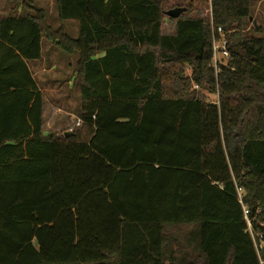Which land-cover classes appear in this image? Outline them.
Listing matches in <instances>:
<instances>
[{
  "label": "trees",
  "instance_id": "obj_1",
  "mask_svg": "<svg viewBox=\"0 0 264 264\" xmlns=\"http://www.w3.org/2000/svg\"><path fill=\"white\" fill-rule=\"evenodd\" d=\"M194 1L167 34L164 0H55V29L42 9L0 19V264L264 262L235 194L264 243V38L243 32L249 0H209L215 74ZM42 38L78 54L75 131L43 133Z\"/></svg>",
  "mask_w": 264,
  "mask_h": 264
},
{
  "label": "rangeland",
  "instance_id": "obj_2",
  "mask_svg": "<svg viewBox=\"0 0 264 264\" xmlns=\"http://www.w3.org/2000/svg\"><path fill=\"white\" fill-rule=\"evenodd\" d=\"M9 6V11H12V8L15 5H19L18 1L13 0H2ZM187 2L189 0H186ZM25 5L33 6L36 9H42L47 13L48 25L55 29L56 19V10H55V0H23ZM176 3V0H164V9H170L172 5ZM250 8V17L252 21H244L243 32L247 36L264 38V0H249ZM210 9L209 0H195L194 7L190 12V16H197L202 19H208ZM166 10V11H167ZM21 15L23 11L28 12L27 9L21 8ZM11 17V14L4 15ZM188 14L185 15V17ZM165 25L163 31L171 33L170 23L168 24L167 17H165ZM53 24H52V23ZM252 22L256 23L259 31H253ZM65 26V27H64ZM64 30L71 37L72 25L68 24L67 21L64 23ZM44 66L46 72L44 75H35V80L41 88H45L47 93H44L49 104L45 106V115H44V132L47 134L59 135L63 132H72L80 128L78 123L77 114L80 109V100H79V88L76 82L74 81L76 64L78 61V54L74 53L72 55H67L62 53L57 47L53 46L46 39L44 40ZM31 66V74H35L36 67ZM51 68H53L52 71ZM59 90L58 96H50L54 94L55 91ZM207 95L206 97L210 102H216V95ZM61 109L57 111L55 119L50 118L51 111L49 106L54 105ZM62 110L66 114H62Z\"/></svg>",
  "mask_w": 264,
  "mask_h": 264
},
{
  "label": "built area",
  "instance_id": "obj_3",
  "mask_svg": "<svg viewBox=\"0 0 264 264\" xmlns=\"http://www.w3.org/2000/svg\"><path fill=\"white\" fill-rule=\"evenodd\" d=\"M208 21L211 29V66L214 70V73L217 74L219 72V65L224 64L226 60L229 58L228 42L226 39V33H224V31L220 27L215 28L213 26L210 9H209ZM77 125L80 126L79 120ZM235 194H236V201L240 205L242 218L246 225L245 232L249 234L253 246L255 248V251L256 252L261 251L262 248L264 247V243L261 241V236L255 234L252 231L251 221L249 219V209L243 203L244 192L242 189L236 188ZM259 264H264V262L259 260Z\"/></svg>",
  "mask_w": 264,
  "mask_h": 264
},
{
  "label": "crops",
  "instance_id": "obj_4",
  "mask_svg": "<svg viewBox=\"0 0 264 264\" xmlns=\"http://www.w3.org/2000/svg\"><path fill=\"white\" fill-rule=\"evenodd\" d=\"M14 1V0H13ZM16 1V0H15ZM18 1V0H17ZM19 2V5L20 6H18V5H15V6H13L12 8H10L12 11H9V6H8V4L7 3H5V1H2V0H0V19H2V18H7V16H4V15H7V13H8V15L9 14H11V17H20V16H23V15H30V14H32L33 13V9H36V8H33V6H28V5H25L24 4V2H23V0H20V1H18ZM21 8H24V9H27V11L28 12H24L23 11V13H22V15H21ZM46 17H48L47 16V13H46ZM56 18H57V15H56ZM47 21L49 20V19H46ZM57 20V19H56ZM68 22V24H70V25H72V30H71V32H70V34H71V37L72 38H76V36H77V24L75 23V22H73V21H67ZM52 23V22H51ZM65 23V22H64ZM64 23H63V26H64ZM48 24V23H47ZM53 24V23H52ZM55 28H57L59 25H60V23H59V21L57 20L56 22H55ZM51 27V26H50ZM65 27V26H64ZM53 28V27H52ZM44 38H42V40H41V58H40V60H38V61H36V62H31V63H28V67H29V69H30V71H31V66H34V67H36V72H35V74H32V77H33V79H34V82L36 83V86L38 87V90H39V92L42 94V97H43V108H44V110H43V121H44V115H45V106H46V104H49V102H48V100L46 99V96H45V94L44 93H47V90L45 89V88H41L39 85H38V83L36 82V80H35V75L36 74H39V75H44L46 72H49V71H46V69H45V66H44V58H43V52H44ZM33 67V68H34ZM53 70V68H51V70L50 71H52ZM59 95V90L58 91H55L54 92V94L52 95V94H50V96H58ZM48 109H50V111H51V114H50V118L51 119H55V117H57V115H56V113H57V111L58 110H60L61 111V109L60 108H58L57 106H55V104L54 105H52V106H49V108ZM62 114H66V112L64 111V110H62ZM43 133H44V135H46V133L44 132V123H43Z\"/></svg>",
  "mask_w": 264,
  "mask_h": 264
},
{
  "label": "water",
  "instance_id": "obj_5",
  "mask_svg": "<svg viewBox=\"0 0 264 264\" xmlns=\"http://www.w3.org/2000/svg\"><path fill=\"white\" fill-rule=\"evenodd\" d=\"M184 12H185V8H174V9H171V10H168L167 12H165V16L167 18L177 19ZM249 21H252L251 18H249ZM252 24L255 27V29H257L256 23L255 22H252Z\"/></svg>",
  "mask_w": 264,
  "mask_h": 264
}]
</instances>
